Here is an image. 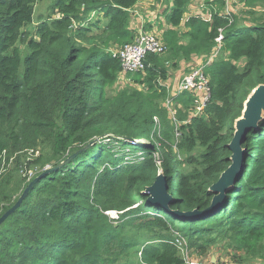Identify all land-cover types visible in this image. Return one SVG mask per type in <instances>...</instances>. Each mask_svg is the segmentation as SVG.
Here are the masks:
<instances>
[{"label":"trees","instance_id":"trees-1","mask_svg":"<svg viewBox=\"0 0 264 264\" xmlns=\"http://www.w3.org/2000/svg\"><path fill=\"white\" fill-rule=\"evenodd\" d=\"M139 1L54 0L52 14L28 33L24 28L32 23L36 0H0V217L35 178L4 173L9 163L19 171V159L42 146L53 155L46 163L55 165L82 150L34 185L0 225V264H184L173 231L200 256L222 244L264 260V118L248 132L244 173L213 216L180 220L149 206L142 195L162 170L172 210L209 207V188L230 164L226 146L234 122L250 92L264 84V16L242 25L233 15L229 24L220 15V0H203L204 7L218 5L212 22L191 17L183 44L173 28L190 0H172L166 14L172 29L162 36L164 58L147 54L144 71L129 77L142 90L110 95L121 64L109 48L134 40L129 24ZM245 6L264 13V0H246ZM90 16L102 19L92 22ZM219 30L222 47L205 70L210 98L202 117L184 123L194 97L171 96L184 110L175 113V147L186 154L179 161L170 113L161 104L168 73L181 61L209 55ZM19 44L26 48L21 70ZM142 135L149 140H139ZM41 166L40 173L46 170ZM109 211L121 214L114 220L105 214Z\"/></svg>","mask_w":264,"mask_h":264},{"label":"built area","instance_id":"built-area-1","mask_svg":"<svg viewBox=\"0 0 264 264\" xmlns=\"http://www.w3.org/2000/svg\"><path fill=\"white\" fill-rule=\"evenodd\" d=\"M223 4L220 15L223 18L228 19L229 24L232 22V16L235 15V8L233 5L237 3V0H220ZM202 8V9H201ZM199 10L201 11L198 16L204 21L211 23L212 15L215 10L218 8L216 3H213L212 6L204 7L202 4ZM143 24V22H142ZM219 30V36L216 38V45L212 51L206 57H203L200 61L196 62L191 66L188 71L182 74L177 85L174 87V92L172 96H178L180 94H189L194 97L195 108L189 115L187 121L184 123L190 122V118L193 117H202L204 114L205 107L210 98V88H209V79L205 73L207 67L212 64L217 57L220 55L222 47V34ZM114 51H110L112 57H116L121 64V72L119 73V78L130 76L138 72H143L145 68V57L147 54L154 55H163L165 53V44L162 39L159 40L158 36L154 33L145 31L142 27L139 28V32L134 37L132 43H127L122 46L116 47ZM171 100V99H170ZM172 119L175 121V112L170 111ZM154 122L158 124V119L154 118ZM177 136V135H176ZM130 143H133L130 141ZM37 151L32 153V151L27 152L28 155H35ZM160 164V162H158ZM47 169V168H46ZM28 180L32 177L31 171H26L25 175ZM109 213L106 212V215H110L111 219H118L120 212ZM174 243L176 248L179 250L183 261H186V264H200L194 261H189L188 257L191 254L192 249L188 246L187 241L183 235L177 231H173ZM141 253H138V258H140ZM222 264V263H221Z\"/></svg>","mask_w":264,"mask_h":264},{"label":"water","instance_id":"water-1","mask_svg":"<svg viewBox=\"0 0 264 264\" xmlns=\"http://www.w3.org/2000/svg\"><path fill=\"white\" fill-rule=\"evenodd\" d=\"M264 118V84L255 87L247 96L243 103V109L239 118L234 122V133L232 139L227 144L226 148L231 153L229 157V166L224 170L216 183L211 185L209 192L213 195L209 207L202 211L194 210L188 213H180L172 210L170 205L173 202L172 196L168 193V184L164 173L159 172L154 182L142 192V195L147 197L146 203L154 209H161L166 213L180 219V220H203L211 217L219 210L220 204L224 201L227 191L234 186L237 180L243 175L244 155L243 149L244 141L248 132L252 129L258 128V125ZM98 139H95L88 144L83 150L93 145ZM148 145V144H147ZM149 147H152L149 145ZM82 151V150H81ZM78 151L76 154H78ZM75 154V155H76ZM75 155L69 156L64 161L58 163L50 169H46L38 177L33 179L28 186L23 190L15 204L4 212L0 217V225L20 207L23 200L27 196L30 189L36 185L41 179L49 175L51 172L56 171L62 166L70 162Z\"/></svg>","mask_w":264,"mask_h":264},{"label":"rangeland","instance_id":"rangeland-1","mask_svg":"<svg viewBox=\"0 0 264 264\" xmlns=\"http://www.w3.org/2000/svg\"><path fill=\"white\" fill-rule=\"evenodd\" d=\"M53 1L54 0H36L35 9H34L33 17H32V23L24 28L25 32L28 31V33H29L31 31H33V28H35L37 23H39L41 20L45 19L47 16H50L52 14V10H51L52 6L51 5H52ZM192 1H195V0H192ZM245 1L246 0H237V3L233 5V8H235V12H236V15H234V16H236V18L238 19L240 24L244 25L245 21H248L250 19L251 20L252 19L256 20V19H258V17H263L264 16V13H263L262 9H259L258 6H256L254 10H249L245 6ZM259 7H261V6H259ZM199 8H201V5L199 6ZM248 11H250V12L253 11L252 12L253 14H248ZM89 19H92L91 20L92 22H96L94 20H101L102 16H99L98 18H95V16L92 18V16H90ZM100 23H101L100 27H102L103 23L102 22H100ZM129 26H130V24H129ZM153 33L156 36L158 34L157 31H154ZM94 34L97 35V30L94 31ZM158 35H159L158 39L161 40L162 35L161 34H158ZM18 47L21 50V56H20L21 57L20 70H21L22 62H23L24 57L26 55V48H25L24 45H20V44L18 45ZM116 49L117 48L115 46H112V47L109 48V52L110 51H114ZM159 56L164 58V55L163 56L159 55ZM237 66L239 67V69H242L243 66H244V61L238 62ZM190 67L191 66H186V68H184L179 73L180 76L178 78H176L173 83L179 81V79L182 76V74L185 73L186 71H188V69ZM132 75H134V74H131L130 76H132ZM125 76L126 77H124V78L121 77L122 79L121 78L118 79L116 81V83L114 84V86L111 89L108 90V93L110 95H115L116 92H118L119 90L124 89V88H129V89H132V90H139V91L142 90L143 85H141V86L136 85L130 80V78H129L130 76H127V75H125ZM129 80L131 81L130 84H129ZM160 82H162V81L160 80ZM126 83H128V84H126ZM171 85H172V83L169 84L168 87L165 86L166 87V91L168 93H167V98L161 103L162 107L164 109H166V111H168L169 113H170V111H173V113L174 112L176 113L177 111H181L183 113V111H184L183 107H181L180 105L176 106L172 102V98L174 96L171 97L173 95V93L171 91ZM193 107L195 108V105ZM176 115H175V121L172 119L171 115H170V119H169V125L172 128H174V139H173V142H172V149H173L174 154L176 155L177 159L179 161H183L184 158L186 157V154L182 153V152H179L176 149V147H175V143H176V139H177V136L175 134V128H176L177 123H178ZM159 130L161 131L162 129L159 128ZM139 140H149V137L147 135H142L139 138ZM146 145H147V143H146ZM148 147H149V145H148ZM132 148H134V149H136L138 151L140 150V147H135L134 146ZM52 156L53 155L50 153L49 149L45 148L44 146H42V147L38 148V151L35 153V155L30 156V155L26 154V156H23V157H21L19 159V162L22 165V167L19 169V171H14V165H15V162H14L13 164L9 163L7 165V167H6V169L3 172L5 173V172H7L9 170L10 172H13V175L16 177L17 180H21V179L23 180V178L25 180H27V177L25 176L26 175V170H27V171H31L32 175H34V177L36 178V177H38L41 174L40 173V169L43 167L41 165H44V169H46V168L50 169L53 166H55V164L57 162H55L54 164L53 163H51V164L50 163H46V161L49 158H51ZM37 157H42L43 158L41 160V164L40 165H34V161H35V159ZM154 158L156 160L159 159L157 157H154ZM12 161H13V159L10 162H12ZM26 163H28V164L26 165ZM157 164H159V163L157 162ZM186 169H187V166L184 165L182 167V170L185 172ZM159 172H162V170H160ZM162 173H164V172H162ZM15 199H16V195L12 197L11 201L15 202ZM109 213H113V212H109ZM174 241H175V239H174ZM188 260L189 261L191 260V261H194V262H197V263H200V264H221V263L222 264H259V263L264 264V260L261 259V256H257V257H249L248 256L247 257L245 254H243L241 252L232 251L231 249L225 247L222 244L214 246L213 248L210 249L209 253L207 255H204V256L197 255V254H195V253H193L191 251V254L188 257ZM184 264H186V261H184Z\"/></svg>","mask_w":264,"mask_h":264},{"label":"crops","instance_id":"crops-1","mask_svg":"<svg viewBox=\"0 0 264 264\" xmlns=\"http://www.w3.org/2000/svg\"><path fill=\"white\" fill-rule=\"evenodd\" d=\"M203 0H195L188 3L186 6V10L184 12L183 18L179 27L173 28L177 31L180 39L185 37V34L189 31L186 27V22L194 16H198L201 12L199 10V6H202ZM173 6L172 0H141L139 1L131 10V21L129 28L134 32L135 36L139 32V28L142 27L147 32L153 33L157 31L158 34H163L172 29L170 25L166 22V14L169 12L168 9H171ZM236 15V13H235ZM236 17V16H235ZM143 22V24H142ZM247 23V22H245ZM157 34V36H159ZM162 39V38H161ZM186 38L182 40L183 44L186 43ZM202 57L192 58L191 61L181 63L178 66L177 70L170 68L169 70V77L166 81V86L168 87L169 84L171 85V91L174 92V87L176 86L177 82L173 83L176 78L180 76V72L186 68V66H193L196 62L200 61ZM122 79V78H121ZM129 80V84H130ZM128 84V83H126Z\"/></svg>","mask_w":264,"mask_h":264},{"label":"clouds","instance_id":"clouds-1","mask_svg":"<svg viewBox=\"0 0 264 264\" xmlns=\"http://www.w3.org/2000/svg\"><path fill=\"white\" fill-rule=\"evenodd\" d=\"M145 65H147L146 60H145ZM145 67H146V66H145ZM147 144H148V143H147ZM47 169H48V168H47ZM109 212H112V211H109ZM114 212H116V211H114ZM120 214H121V212H120ZM120 214H119V215H120ZM119 215H118V216H119ZM107 216H108V215H107ZM108 217H109V216H108ZM109 218H110V217H109ZM110 219H111V218H110ZM114 220H117V219H114Z\"/></svg>","mask_w":264,"mask_h":264}]
</instances>
